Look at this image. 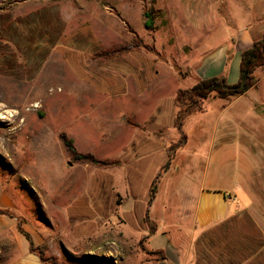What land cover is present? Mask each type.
<instances>
[{"label":"rangeland","instance_id":"1","mask_svg":"<svg viewBox=\"0 0 264 264\" xmlns=\"http://www.w3.org/2000/svg\"><path fill=\"white\" fill-rule=\"evenodd\" d=\"M187 8L198 13L215 10L220 24L221 17L228 22L234 19V29H244L253 21L238 17L242 8L251 15L250 18L253 15L254 19L258 17L263 21L261 29L253 30L255 39L264 34V0H0V184L16 204L14 213L28 217L41 228L49 235L53 247L58 237L50 234L49 226L47 229L42 220L40 223L43 225L40 224L34 215L47 212L52 215L54 202L57 205L64 202L62 193L65 190L82 194L92 185L93 170L111 172L122 167L120 160L117 166L105 169L73 161L59 134H67L81 153H90L99 160L118 159L114 154L120 152V142L129 139V130L125 128L120 133V141L113 138L111 132L122 128L121 125L135 128L129 122L138 124L121 112L129 111L143 119L152 114L157 103L176 95L178 89L182 92L190 90L201 78L193 70L194 64L202 58V48H193L189 44L196 39L199 42L200 35L193 39L196 30L182 23ZM147 12L154 20L151 31L144 25ZM33 18H48L55 27V47L51 46L50 51L43 42L44 36L37 38L33 35L31 26H23L28 29L20 37L13 36V41L3 28L11 22L14 24ZM71 32L78 40L75 48L84 53L83 60L95 68L104 66V75L100 78L103 81L113 76L108 63L118 57H107V51H114L116 43L130 45L135 34L147 49L153 48L154 51L143 47L135 51L140 54L130 59L131 64L127 61L122 64L113 62L114 65L126 68L130 65L146 71L144 81L149 85L148 94L142 98L132 95L127 105V102L113 100L111 94L100 86L78 78L68 67L64 51L67 48L65 38ZM87 36L93 37V40ZM221 43L216 40L213 48ZM94 47L95 51L91 49ZM229 56V60L220 62V66L210 71L207 78L223 77L228 84H235L239 78L238 56L234 51ZM135 62L141 67H136ZM255 77L257 82L253 88L229 102L214 97L204 100L202 112L188 116L180 130L172 126L175 116L171 114L167 101L164 102L161 123L171 124L165 141L173 149L177 165L170 175L161 173L158 180H154L152 187L155 185V193L158 190L157 196L151 207L148 203L144 204L155 219L154 226L181 221L182 204L191 209L192 194L198 189L205 159L212 151V136L215 130L221 129H215V125L230 119L227 124L233 138L242 137L248 141L249 145L239 140L230 144L231 152L234 150L232 157H238V149L250 161L264 157V65L256 69ZM185 105L187 103L182 100L181 107ZM245 111H249L248 116H245ZM231 166V174L234 175L237 173V162H231ZM112 177L110 187L123 190L124 178L119 179L116 174ZM184 191L187 192V199H182ZM117 197L116 203L123 205L110 218V224L115 227L116 216L129 209L125 207L126 199L119 192ZM57 217H60L58 210ZM146 217L149 218L148 214ZM109 230L113 233L105 234V242L109 244L104 245L102 239L98 242L102 249L104 246L112 249V242L118 239L115 233L119 229L113 227L105 232ZM82 234L84 232L78 228L71 237L76 239ZM118 245L122 249L128 247V244ZM141 247L142 244L137 245L139 252H143ZM42 252L60 263H67L61 254L57 256L44 249ZM149 253L154 258L161 256L160 252ZM80 256L76 255L77 258L71 259V262L79 263ZM88 263L125 264L102 251L88 259Z\"/></svg>","mask_w":264,"mask_h":264},{"label":"crops","instance_id":"2","mask_svg":"<svg viewBox=\"0 0 264 264\" xmlns=\"http://www.w3.org/2000/svg\"><path fill=\"white\" fill-rule=\"evenodd\" d=\"M250 16L241 8L238 17H247V20L251 19L253 23L244 29H234L235 20L228 22L221 17L220 24L215 10H203L198 13L187 8L182 23L185 27L196 30L193 39L200 35L199 42L192 39L193 42L189 43L193 48H202V58L194 64L193 70L200 79H206L210 71L220 66V62L229 60L232 51L237 54L240 63L241 53L250 48L256 40L253 30L261 29L263 24L258 17L254 19L253 15L251 18ZM31 20H19L14 24L11 22L3 28L11 35L10 41H13V36L20 37L28 29L24 27L31 26L33 35L37 38L44 36L43 42L50 51L51 46L55 47V27L48 18ZM14 25L18 27L15 28ZM217 31L221 33L217 34ZM87 37L93 40V37ZM218 39L222 43L213 48ZM77 42L75 33L67 34V48L64 51L68 57V67L78 78L100 86L111 94L113 100L127 102V105L132 95L142 98L148 94L149 85L144 81L146 71L137 70L130 65L126 68L113 64L117 61L120 64L123 61L131 64L130 59L140 54L139 52H130L125 55L126 58L121 56L109 62L113 76L103 81L100 78L104 75V66L95 68L87 63V60H83L84 53L75 48ZM91 49L95 51V47ZM156 75L158 76V73ZM175 96L171 95L169 99L157 103L152 114L143 119L129 111L121 112L139 125L135 128L121 125L122 128L118 127L111 132L113 138L120 141V133L124 132L125 128L129 130V139L120 142V152L114 154L122 162V169L111 172L93 170L92 185L81 192L82 194L65 190L62 193L64 202L58 205L54 202L50 212L52 215L48 212L44 215L33 213L39 223L42 220L46 228L49 226L50 234L58 237L55 244L57 246L53 247L49 242V235L28 217L14 213L16 204L0 184V210L6 212L0 214V264H48L31 251V244L48 253L53 252L57 256L61 254L66 260L76 259V255L80 254L77 262L81 264H90L88 259L94 258L101 251L110 253L114 259L125 264H264V157L250 161L239 149L238 157H232L234 150L231 152L228 146L238 140L243 144L248 141H244L242 137L233 138L230 125L227 124L230 119H226L224 124L214 126L215 129H221L215 130L212 136V151L205 159L198 189L192 194L191 209L188 210L187 206L182 204L181 221L166 226L164 222L163 226L159 223L153 225L155 219H152L144 204L148 203L151 207L157 196L158 190L154 196L151 195L154 180L161 173L170 175L177 165L175 154L169 162L170 144L165 141L170 134L168 129L171 124L161 123V113L166 101L171 114L176 117ZM248 112L245 111V116L249 115ZM172 126L175 127L174 123ZM262 149L264 150V145ZM233 161L238 165L234 175L231 174ZM112 174H116L119 179L124 178L123 190L110 187ZM184 186L187 187L186 183ZM118 192L126 199L125 207L129 209H124L122 214L116 216L115 227L110 224V218L114 217L113 213L123 205L116 203ZM182 196V199H187V192L184 191ZM57 210L60 213L59 218ZM188 212L189 214H186ZM113 227L119 229V232L115 233L118 239L112 242V249L105 246L102 249L98 242L102 239L104 245L109 244L105 242V234L113 233L105 230ZM78 228L84 234L74 239L71 236ZM121 243L128 244V247L119 248L118 244ZM138 244H142L143 252L137 250ZM149 252H160L161 256L154 258Z\"/></svg>","mask_w":264,"mask_h":264},{"label":"trees","instance_id":"3","mask_svg":"<svg viewBox=\"0 0 264 264\" xmlns=\"http://www.w3.org/2000/svg\"><path fill=\"white\" fill-rule=\"evenodd\" d=\"M147 18L144 25L149 31L153 29V18L149 13H145ZM115 50H108L107 57H119L121 54L135 52L142 47L149 51H154L153 48L147 49L141 42V40L134 34V38L130 45H124L122 42L115 44ZM102 51H106L103 49ZM113 51V52H112ZM103 59V58H102ZM264 65V34L253 41L250 48L244 50L240 55L239 63V78L235 84H228L223 77H212L206 79H200L190 90L182 92L181 90L175 96V104L177 106V113L175 117L174 125L180 130L184 124L185 119L195 112H202L204 100L214 97L220 98L226 101H231L234 98L244 95L247 91L256 85L257 78L255 77V71L257 68ZM182 100L187 105L181 107ZM178 104V105H177ZM133 127H139L138 124L129 122ZM185 137V136H184ZM59 138L64 144L67 152L72 157L73 161L80 163H87L97 165L103 169L117 166L121 163L118 159L114 160H99L90 153H81L77 151L73 140L64 132L59 134ZM186 138V137H185ZM173 149H170V159H173ZM152 196L155 193V185L151 188ZM4 210H0V214H5ZM32 252L38 254L41 261L48 264H81L72 263L71 260H67V263H60L56 258L48 256L42 252L41 249L35 248L32 244L30 247Z\"/></svg>","mask_w":264,"mask_h":264}]
</instances>
